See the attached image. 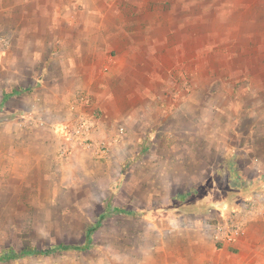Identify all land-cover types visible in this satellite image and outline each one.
I'll return each mask as SVG.
<instances>
[{
    "label": "rangeland",
    "instance_id": "obj_1",
    "mask_svg": "<svg viewBox=\"0 0 264 264\" xmlns=\"http://www.w3.org/2000/svg\"><path fill=\"white\" fill-rule=\"evenodd\" d=\"M3 5L19 11L21 27H40L49 23L46 14L57 13L60 0ZM92 17L78 16L86 23ZM10 27L0 30V76L4 89L14 91H4L0 100V138L9 140V149L12 140H31L33 131L19 137L17 128H29L28 120L44 113L46 125H36L42 133L32 139L44 140L52 129L59 143L57 155L44 149L43 163L36 156H12V150L0 155V264H157L163 245L170 253L188 252L189 238L209 236L215 211L222 220L264 202V66H250V52L220 50L217 36L215 50L196 51L195 66L165 68L153 80L154 92L135 100L128 123L122 113L108 119L127 128L129 142L99 158L63 130L78 113L109 117L87 89L63 92L75 86L61 77L74 71L66 61L77 54L86 61L89 54L60 50L58 35H15ZM43 38L54 49H40ZM29 64L36 75L28 80L25 71L20 83L15 74ZM78 67L82 78H94L95 65ZM83 94L87 101L73 110ZM87 243V249L14 255L26 247Z\"/></svg>",
    "mask_w": 264,
    "mask_h": 264
},
{
    "label": "crops",
    "instance_id": "obj_2",
    "mask_svg": "<svg viewBox=\"0 0 264 264\" xmlns=\"http://www.w3.org/2000/svg\"><path fill=\"white\" fill-rule=\"evenodd\" d=\"M17 1L0 0V30L8 29L11 23V34L58 35L59 43L55 45L60 50L86 51L89 54L86 61L79 54L66 61V67L74 71H67L61 77L70 80L71 85L75 86H67L63 92L69 94L79 88L87 89L95 98V106L109 116L96 119L98 127L93 135L96 139L106 137L112 142L110 156L116 148L128 145L129 134L127 128L110 124L108 119H114L122 113L127 116L124 124L128 123L135 100L141 99V96L144 100L146 94L149 96L154 92L153 80L158 79V76L163 77L165 68L170 71L174 66H195L196 51L215 50L218 45L217 36L220 50L225 47L228 50H247L250 52V66H264V59L260 60V52L264 51V0H60L57 13L46 14L49 19L46 26L27 28L20 26L23 16L19 11H10L12 8L3 5L5 2ZM37 1L29 0L30 3ZM68 2L73 7L70 5L66 10ZM72 9L74 12L71 13ZM82 10L88 11L83 13ZM52 15L58 23L52 24ZM88 15H93L92 24V21L86 23L81 20L82 17L83 20L87 19ZM63 23L68 24L67 28ZM40 45L42 50L54 49L52 41L46 42L44 38ZM28 46L29 50L36 48L33 43ZM77 65L87 68L95 65L94 78H86L90 81L82 78ZM25 67L24 71L19 70V74H15L20 83L24 82L25 71L28 80L36 75L34 65ZM0 83L3 84L0 100L4 101L7 97L4 91L13 92L14 88L11 86L4 89L1 76ZM10 107L13 106L8 105ZM250 109L254 113V109ZM60 110L61 107H57L54 112L50 111L48 117L55 120ZM40 116L47 120L44 113ZM27 126L29 128L20 126L17 132L22 137L24 131H33L27 134L31 140H12L9 149V140L0 138L1 157L12 150V156L22 155L28 159L36 156L43 163L44 158L48 157L45 148H51L50 153L57 155L59 137L54 130L46 133L48 137L44 140L36 138L33 141L32 135L39 136L42 132L38 129L42 127ZM120 130L127 134L124 133L125 136L121 135L115 141ZM214 213L209 236L195 235L192 240L189 238L188 242L193 247L189 246L188 252L170 253L163 245L157 264H264V202H256L255 209L244 216L248 221L246 234L235 245L219 246V249L212 238L213 224L220 220L218 211ZM142 264L147 263L142 261Z\"/></svg>",
    "mask_w": 264,
    "mask_h": 264
},
{
    "label": "built area",
    "instance_id": "obj_3",
    "mask_svg": "<svg viewBox=\"0 0 264 264\" xmlns=\"http://www.w3.org/2000/svg\"><path fill=\"white\" fill-rule=\"evenodd\" d=\"M88 97L83 94L79 100L77 99L71 104L73 110H77L79 104L83 101H87ZM70 124L64 125V135L68 137L70 141L92 152L96 157H106L110 154L112 142L107 139H96L94 132L98 127L96 118H90L88 116L79 115ZM28 124L31 126H45L46 121L42 117H33L28 120ZM123 130L118 132V136L115 137V141L119 140ZM256 203L250 205V207L243 209L241 212H236L222 220H219L213 224L212 238L214 242L220 246H232L235 245L239 239H241L247 232L248 221L244 218L247 213L252 212L255 209ZM246 210V211H245Z\"/></svg>",
    "mask_w": 264,
    "mask_h": 264
},
{
    "label": "trees",
    "instance_id": "obj_4",
    "mask_svg": "<svg viewBox=\"0 0 264 264\" xmlns=\"http://www.w3.org/2000/svg\"><path fill=\"white\" fill-rule=\"evenodd\" d=\"M124 172H126V168H123L122 174H124ZM90 247V244H85L82 246H78V245H68V244H59L53 247H50L48 249L46 248H35V247H26L24 248L21 253L19 254H14V255H26V254H46L49 252H55V251H60V250H68V249H87Z\"/></svg>",
    "mask_w": 264,
    "mask_h": 264
}]
</instances>
